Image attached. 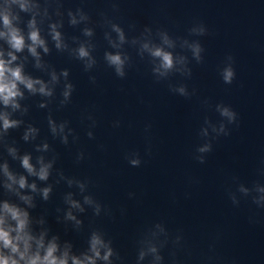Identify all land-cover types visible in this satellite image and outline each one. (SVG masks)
I'll use <instances>...</instances> for the list:
<instances>
[{
    "label": "clouds",
    "instance_id": "clouds-1",
    "mask_svg": "<svg viewBox=\"0 0 264 264\" xmlns=\"http://www.w3.org/2000/svg\"><path fill=\"white\" fill-rule=\"evenodd\" d=\"M14 3H19L21 10L27 11L28 4L26 0H13ZM16 19L8 9L0 12V21H2L4 28L7 30L0 31V37L7 38L8 43L11 48L16 52H20L25 47L24 37L21 35L20 30L13 26V20ZM75 23V20H73ZM29 27L32 31L29 33V39L31 40V45L28 46V51L32 56L37 58L39 62V53L37 52V46L42 47L45 52L48 48L45 46V41L40 38L39 31L35 28V21L29 22ZM114 30L119 34V39L121 42L124 41V35L120 28L115 27ZM87 34H91L88 32ZM197 35L204 36L207 34V30L203 27L199 29L196 33ZM53 39L57 41V47H61L60 44V33L55 31V26H53ZM173 49L175 47L172 40L168 38L165 34L163 36V46L149 45L144 43L142 45V52L147 51L149 55L158 61V64L153 68V73L158 79L167 78L171 73H179L182 77L187 80L192 77V68L189 66L190 61L186 55H174L173 51L166 50ZM186 46L188 51L191 52L192 60L197 64L203 63V53L204 48L199 41L188 43L185 40L182 47ZM10 60H4L3 53L0 52V103H2L6 108L11 106V108L18 109L20 105L17 103V98L23 97V93L20 91V85H23L29 92L36 93L39 92L44 96H51L52 91L44 84L41 80H34L23 74L22 66L12 67L11 64L17 59V57L12 53H8ZM80 58L89 57V52L86 48L81 47L78 51ZM106 60L110 66H113L117 76L123 77L124 65L126 57H122L119 53L111 54L106 53ZM92 61L89 60L88 67L91 66ZM234 59L231 55L226 56L223 66L219 69V75L221 80L226 85H231L236 77V72L233 67ZM63 75L67 76V72ZM57 77L55 74L52 75V80L56 81ZM39 85V88L36 87ZM72 90V85L66 86V90L63 95L65 100L70 96ZM169 91L172 94L179 95L186 99H191L196 95V89L193 88L189 91L187 83H182L179 86H169ZM201 105L205 110H214L218 115V120H213L209 116L205 115L203 117V123L198 131V137L200 138V143L195 147L192 158L198 163L203 164L206 162L207 154L211 153L213 150V142L221 137H227L231 134L230 125L237 124L238 114L233 110L230 105H226L223 102L216 103L212 105L209 100L204 99L201 101ZM43 106V105H42ZM0 121L3 123V129L6 131L9 128L15 127L18 121L11 120L7 113L0 114ZM52 126V131L55 133L57 131L56 125L50 121ZM60 131L64 129V125L61 124ZM151 127L150 125L148 126ZM34 129H29V133L34 132ZM91 136V133H89ZM28 138V134L25 135V139ZM65 142L67 138L65 137ZM47 148V145L44 146ZM147 153H151V148L149 147ZM127 158V157H126ZM41 167L37 172L33 165L30 163V157L25 155L22 158V166L27 170L30 175L37 176L40 180L44 181L48 179L49 169L51 164H44L40 161ZM128 163L131 167H140L143 163L138 153L134 154V158L128 159ZM5 175L13 183H18L21 189L25 187H30L32 191H36V185L33 183L31 185L27 184L26 178L21 176L17 181L16 178L8 171L7 165L4 166ZM258 175L264 177V167L258 170ZM237 177H232V182L237 186V190L244 194L245 200L250 199L251 203L254 204L259 209H264V195H253V191H259L264 193V188L259 187V180H254L252 182L253 188H245L242 183L238 182ZM71 184V181H69ZM11 189L12 185H6ZM83 187V185H81ZM50 188H44L42 190V195L44 199L48 198ZM228 197L234 206H239L240 201L237 200L235 193L228 189ZM21 199L31 206V197L22 196ZM68 202L73 208H78L80 211L83 209L77 201L71 200L69 197ZM85 203L93 204L90 197H85ZM96 211L99 213V205H96ZM67 218L75 220V216L71 212L67 214ZM14 222V224L12 223ZM80 222L77 221V224ZM157 228L161 232L164 229L158 224ZM46 233H41L38 237L34 236L29 230V214L27 211L21 209L20 207L10 204L4 201L0 205V264H97V261H103L105 264H111V258L114 255V250L111 247V241H105L102 235L98 232H93L90 240L87 252L81 253V255L70 254V245H66L61 251L60 246L57 243V237H53L51 240L45 242ZM155 235V233H153ZM147 245L146 250L142 249L139 252V260H143L146 255H154V264H159L163 259L159 255V250L157 246L152 243L151 240L144 241ZM118 256V254H116Z\"/></svg>",
    "mask_w": 264,
    "mask_h": 264
}]
</instances>
